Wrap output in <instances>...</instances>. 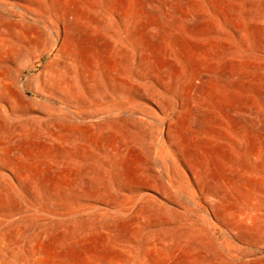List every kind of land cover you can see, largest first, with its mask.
Here are the masks:
<instances>
[{
  "label": "rangeland",
  "instance_id": "374dc122",
  "mask_svg": "<svg viewBox=\"0 0 264 264\" xmlns=\"http://www.w3.org/2000/svg\"><path fill=\"white\" fill-rule=\"evenodd\" d=\"M0 264H264V0H0Z\"/></svg>",
  "mask_w": 264,
  "mask_h": 264
},
{
  "label": "bare ground",
  "instance_id": "6f19581e",
  "mask_svg": "<svg viewBox=\"0 0 264 264\" xmlns=\"http://www.w3.org/2000/svg\"><path fill=\"white\" fill-rule=\"evenodd\" d=\"M70 26V25H69ZM71 30V29H70ZM65 31H66V25H65V21L63 20L62 21V39H61V42L55 47V48H53L52 50H51V53L53 52V55H52V57H53V60L52 61H54L56 58H58L59 59V56H61V53H62V44H63V41H64V39H65ZM72 33V32H71ZM74 33V32H73ZM77 38V37H76ZM71 39V38H70ZM68 40V39H67ZM75 41V40H74ZM50 53V52H49ZM50 53V54H51ZM65 53H66V51H65ZM50 56V55H49ZM57 60V59H56ZM51 61V62H52Z\"/></svg>",
  "mask_w": 264,
  "mask_h": 264
}]
</instances>
